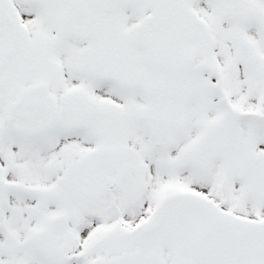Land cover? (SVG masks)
<instances>
[{
  "label": "snow or ice",
  "instance_id": "1",
  "mask_svg": "<svg viewBox=\"0 0 264 264\" xmlns=\"http://www.w3.org/2000/svg\"><path fill=\"white\" fill-rule=\"evenodd\" d=\"M0 264H264V0H0Z\"/></svg>",
  "mask_w": 264,
  "mask_h": 264
}]
</instances>
